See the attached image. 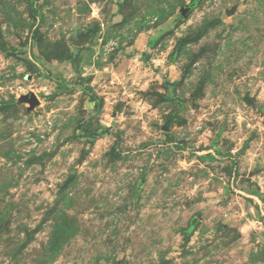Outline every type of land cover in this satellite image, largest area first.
I'll return each mask as SVG.
<instances>
[{"label":"rangeland","instance_id":"rangeland-1","mask_svg":"<svg viewBox=\"0 0 264 264\" xmlns=\"http://www.w3.org/2000/svg\"><path fill=\"white\" fill-rule=\"evenodd\" d=\"M0 264H264V0H0Z\"/></svg>","mask_w":264,"mask_h":264},{"label":"water","instance_id":"water-1","mask_svg":"<svg viewBox=\"0 0 264 264\" xmlns=\"http://www.w3.org/2000/svg\"><path fill=\"white\" fill-rule=\"evenodd\" d=\"M188 12L187 9H185L183 11V15H186ZM85 38H81L80 40L76 41L75 44L76 45H80L82 43V41L84 40ZM28 100L32 103L33 106L37 105L39 103V99L38 97L34 94V93H31L28 97ZM244 149H241V153L243 152Z\"/></svg>","mask_w":264,"mask_h":264}]
</instances>
